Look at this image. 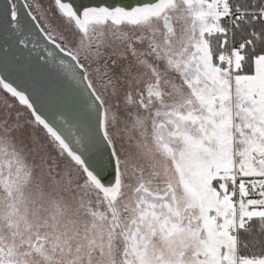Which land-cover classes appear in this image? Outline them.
Here are the masks:
<instances>
[{
  "label": "snow or ice",
  "instance_id": "obj_1",
  "mask_svg": "<svg viewBox=\"0 0 264 264\" xmlns=\"http://www.w3.org/2000/svg\"><path fill=\"white\" fill-rule=\"evenodd\" d=\"M0 264H264V0H6Z\"/></svg>",
  "mask_w": 264,
  "mask_h": 264
},
{
  "label": "water",
  "instance_id": "obj_2",
  "mask_svg": "<svg viewBox=\"0 0 264 264\" xmlns=\"http://www.w3.org/2000/svg\"><path fill=\"white\" fill-rule=\"evenodd\" d=\"M6 0H0V9H2L4 7ZM107 2L112 3L114 2V0H107ZM119 2H127V0H119ZM46 42L43 41V38H40V42H39V48H38V52L42 51L44 46H45Z\"/></svg>",
  "mask_w": 264,
  "mask_h": 264
}]
</instances>
